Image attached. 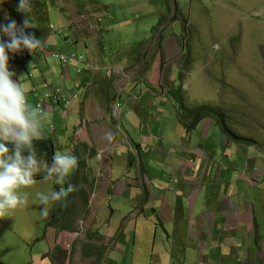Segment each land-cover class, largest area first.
<instances>
[{
	"label": "rangeland",
	"instance_id": "1",
	"mask_svg": "<svg viewBox=\"0 0 264 264\" xmlns=\"http://www.w3.org/2000/svg\"><path fill=\"white\" fill-rule=\"evenodd\" d=\"M37 2L28 0L31 9ZM4 3L12 10L13 5H19V0H5ZM41 7L40 16L28 20L32 28H26L25 32L40 39L42 48H48V43L44 42L45 34L57 43V50L48 54L46 49L41 50L39 58L43 62L46 59L49 66H55L58 73L54 82L50 77L47 80H51L52 87L60 88L69 100L66 114L61 110L62 104L55 100L56 107L48 112L49 119L46 120L50 126L52 118H56L58 130H50L54 135V153H73L78 158V168L68 182L78 185L84 178L83 161L86 158L82 156L84 143L81 139H101L111 145L107 134L112 133L115 124V143H119L120 148L114 154L108 153L114 158L109 164L110 173L122 177L138 173L140 158L145 174L164 173L171 165L152 159L154 146L175 151L180 149V142L187 139L188 132L203 143L208 140L206 135L210 126L220 130L215 121L207 117L200 121L197 130L188 131L183 126V137L179 135L177 86H181L183 106L208 104L222 109L228 125L253 140L254 144L249 148H256L258 169L264 171V0H40L38 8ZM8 12L6 16L22 27L24 20L19 22ZM50 25L60 32L51 29ZM153 27H156L154 33L151 32ZM23 51L27 54L26 59L19 58L21 52L17 54L21 73L30 80L33 58L27 50ZM57 52L81 56L68 63L69 78H57L63 70L55 56ZM139 52L141 54L137 55ZM9 54L10 59L16 60V53ZM40 76L43 82V75ZM78 81L81 85L76 87L74 83ZM72 94H75L74 99L70 97ZM78 100L85 102L88 110L86 114L83 108L81 117ZM233 143L235 157L236 144ZM106 152L102 148L98 151L99 167H102ZM123 153L124 161L120 159ZM132 161L134 165L130 164ZM232 168L234 166H230ZM238 169L242 170L240 165ZM96 170L97 166H93L85 172L96 175ZM103 170L99 169L98 177ZM39 175L35 185L20 189L21 193H28V203L7 213L0 226V239H32L29 248L35 246L33 239H45L46 222L41 217L42 206L36 193L47 194L59 190L62 185L56 184L55 178L44 180V173ZM256 179L259 185L253 188L254 196L250 199L257 208L264 201V192H261L264 187L260 186L264 184V177ZM97 187L91 192V198L98 194L100 189ZM71 194L59 203L49 204L51 211L55 212L58 207L63 209L62 218L55 222L58 225L76 212L69 206ZM78 194L73 192V201L78 199ZM261 213L258 210L260 225H264ZM77 214L76 232L68 234L69 239H65L63 245L73 257L70 264H89L80 256L82 251L92 250L91 244L87 243L94 241L85 239L87 224L80 220V213ZM127 226L119 228L118 236L108 248L119 251H107L99 264H168L169 260L171 264H178L162 239H155L153 249V239H148L144 231L142 238L135 239L133 229ZM100 232L103 234L106 230L101 228ZM258 242L259 239L250 240L249 254L243 263L250 264L252 254L261 244ZM0 252H4L1 245ZM257 264H262L261 260Z\"/></svg>",
	"mask_w": 264,
	"mask_h": 264
},
{
	"label": "crops",
	"instance_id": "2",
	"mask_svg": "<svg viewBox=\"0 0 264 264\" xmlns=\"http://www.w3.org/2000/svg\"><path fill=\"white\" fill-rule=\"evenodd\" d=\"M4 1L0 0V24H6L5 17L8 10L7 14L18 19L19 22L24 20L25 16L32 21L33 17H39L41 14L42 7L38 8L40 0L35 3L36 7L31 9L30 6L29 12L25 10L24 14L15 11L17 4L13 5L14 8L11 10ZM31 32L38 34L36 30ZM50 38L49 35H44V42L48 43V48H41L36 55L29 54L33 58L34 68L31 71L32 79L30 80L21 73L22 67L18 55L15 54L16 60H12L9 54L11 52L8 53L9 70L15 73L13 80L24 88L27 101L34 107V90L42 91L43 86L40 85L44 82L53 84L55 74L58 73L55 66H49L46 59L43 62L39 58L41 50L46 49V54L57 50L56 41ZM0 39L8 38L0 34ZM46 54L45 56H48ZM40 74L43 75V82ZM68 74V71L61 70L57 78H69ZM48 77L52 82L47 80ZM74 85L78 87L81 84L78 81ZM54 102L51 100L43 112L49 114L48 112L53 111L56 107ZM78 104L79 117L82 116L83 108L87 114L85 102L78 100ZM102 113L105 114V112ZM52 119L50 126L46 121L42 128V139L52 140L50 149L48 142L35 141L37 156L47 160L49 164L54 154V135L50 133V130H58L56 118ZM200 121L193 130L199 128ZM181 125L177 124V132L183 137L185 128ZM116 130L115 124L111 133L113 137L111 145L101 139L97 141L87 137L81 139V143H84L82 156L86 158L83 161L84 178L77 185L78 199L73 201L72 193L69 203V206L76 209L75 214L73 212L60 225L56 224V221L47 223L45 219L43 232L45 239H33L35 246L31 248L28 245L29 240L32 239H0V245L4 251L0 252V264H70L69 261L73 257L63 244L66 243L65 239H69L68 234L76 232L74 228L77 213H80V220H84L87 224L85 238L87 242H90L89 239L94 243L96 241V244L87 243L91 244V251L81 252V259L87 260L88 263L96 257L101 259L107 251L108 253L119 251L115 248L108 250L110 242L118 236L116 234L120 227L129 225L128 229H133L135 239L142 238L143 231L148 239H153V249L155 239H162L169 253L174 254L173 260L178 264H245L243 262L247 260L251 239H259L258 243L261 242V244L257 245L252 254L250 264H257L258 260L264 264V225H260L258 218V210L263 212L261 214L264 216V201L256 208L255 203L250 199L254 196L253 188L259 185L256 178L264 177V171L258 169L259 158L255 147L250 150L249 145L235 143L237 155L233 157L234 143L227 140L219 129H212L210 126L206 135L208 140L203 143L199 142L200 138L194 139L192 133L188 132L187 139L180 142L182 145H178L180 148L178 150L170 151L157 145L152 148L153 160L164 161L165 165H171L164 173L156 171L155 174L148 172L145 174L146 169L140 158L138 164L136 163L138 173L122 177L110 173L109 164H112L114 158L108 153L114 154L120 148V144L115 143ZM173 144L176 146L175 143ZM114 146L116 148H113ZM101 148L107 150V154L102 159V167H99L97 154ZM110 149L112 150L108 152ZM138 149L143 152L142 147L138 146ZM120 159L125 160L124 153L120 155ZM130 164L134 165L135 162L132 161ZM228 165L234 168L231 170ZM238 165L242 170L238 169ZM93 166H97L96 175L85 172V170H92ZM100 168L104 170L98 177L97 172ZM260 186L264 187V184L261 183ZM96 187L100 190L95 198H91V192ZM261 192H264V188ZM256 194L258 196V192ZM253 200L255 201L256 197ZM260 206L263 208L261 209ZM4 220V217L0 218V226ZM101 228H104L106 232L102 234ZM93 245L103 246L104 253L102 255L98 253ZM168 264H171L170 260Z\"/></svg>",
	"mask_w": 264,
	"mask_h": 264
},
{
	"label": "clouds",
	"instance_id": "3",
	"mask_svg": "<svg viewBox=\"0 0 264 264\" xmlns=\"http://www.w3.org/2000/svg\"><path fill=\"white\" fill-rule=\"evenodd\" d=\"M29 8L28 0H19L17 11L24 14ZM5 19L9 23L0 24V34L8 38L0 39V218L27 205L28 193H21L20 189L35 185L36 177L44 173V180L55 178V183L62 185L47 194L36 193L42 206L41 217L47 219L50 203H59L78 190L68 178L78 168L79 161L73 153L56 152L51 164L37 156L35 141L43 138L42 128L49 117L39 106L29 104L24 88L13 80L15 73L9 70L8 53L27 50L36 55L42 43L34 34L25 32L26 28H32L26 16L22 27L10 17ZM107 139L111 141L112 135L107 134Z\"/></svg>",
	"mask_w": 264,
	"mask_h": 264
},
{
	"label": "trees",
	"instance_id": "4",
	"mask_svg": "<svg viewBox=\"0 0 264 264\" xmlns=\"http://www.w3.org/2000/svg\"><path fill=\"white\" fill-rule=\"evenodd\" d=\"M156 30V27L152 28V33H154ZM153 36V35H152ZM151 39V38H150ZM141 54L140 52L137 53V55ZM138 58V56L136 57ZM138 60V59H137ZM175 92H177L176 97L179 96V99L176 100L177 104L176 107L178 111L177 120L179 123H181L188 131L192 130L195 125L203 118L210 117L215 121V123L219 126L220 131L226 136L227 140H231L232 142H235L237 144H246V145H253L254 142L251 138L241 135L240 133H237L234 131L227 123L225 114L223 113L222 109H220L217 106H212L208 104H198L193 107H186L183 106V95L181 92V86H177L175 88ZM178 104H181V107L178 106ZM40 142H48V146L50 149V145H52V140L50 138L40 139L38 140ZM11 147V145H9ZM44 176V175H43ZM37 177H41L38 175ZM36 177V178H37ZM57 210L51 211L49 217L46 219L47 223H53V221L60 220L63 215V209L58 207ZM54 212V213H53ZM58 212V214H55ZM94 250L98 251L101 255L104 253L105 248L103 246H95L93 245ZM101 259H98L97 257L91 260V263L89 264H99Z\"/></svg>",
	"mask_w": 264,
	"mask_h": 264
},
{
	"label": "built area",
	"instance_id": "5",
	"mask_svg": "<svg viewBox=\"0 0 264 264\" xmlns=\"http://www.w3.org/2000/svg\"><path fill=\"white\" fill-rule=\"evenodd\" d=\"M49 27L53 30L58 31V33L60 32L59 30H57V27H52L51 25ZM55 56L59 59V63L62 65L63 70L65 72L68 71V63H70L71 61H74V60H78L81 57L80 55L79 56H77L75 54L66 55V54L61 53V52L55 53ZM20 57L22 59H26L27 54L24 51H21ZM34 97H35L34 105L39 106L42 109V111L45 109L46 105H48V103H46L47 100H53V101L56 100L57 102H60L62 104L61 110H62L63 114L67 113L69 100H68V97L61 91L60 88H54L49 83L44 82L43 91L41 93L34 92ZM70 97L72 99H74L75 94L70 95ZM62 101H63V103H62ZM118 106L119 105L117 103L116 108ZM79 123H80V121L77 122V125H79ZM81 127L82 126H79V128H81Z\"/></svg>",
	"mask_w": 264,
	"mask_h": 264
}]
</instances>
